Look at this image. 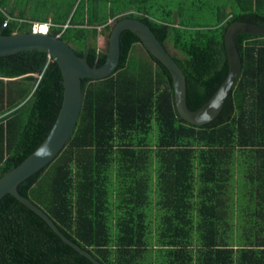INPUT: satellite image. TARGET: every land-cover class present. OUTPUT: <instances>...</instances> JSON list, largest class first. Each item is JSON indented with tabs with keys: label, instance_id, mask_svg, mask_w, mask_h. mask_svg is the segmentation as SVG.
Returning a JSON list of instances; mask_svg holds the SVG:
<instances>
[{
	"label": "trees",
	"instance_id": "obj_1",
	"mask_svg": "<svg viewBox=\"0 0 264 264\" xmlns=\"http://www.w3.org/2000/svg\"><path fill=\"white\" fill-rule=\"evenodd\" d=\"M96 1L78 0L66 27L49 25L47 34L72 41L74 53L98 67L105 52L95 45L97 27L139 20L164 48L169 42L181 53L168 54L184 76L189 110L202 106L227 73V25H264V0H233L236 10L218 12L214 27L192 30L154 18L149 0L101 21L90 8ZM7 17L0 10V34L31 30ZM135 44L138 38L122 30L114 72L81 78L70 137L17 193L99 264H264V35L234 38L239 74L219 113L200 126L177 115L168 71L146 51L156 68L132 55ZM61 96L60 70L44 51L0 56V176L43 140ZM0 264L93 263L6 193Z\"/></svg>",
	"mask_w": 264,
	"mask_h": 264
},
{
	"label": "water",
	"instance_id": "obj_2",
	"mask_svg": "<svg viewBox=\"0 0 264 264\" xmlns=\"http://www.w3.org/2000/svg\"><path fill=\"white\" fill-rule=\"evenodd\" d=\"M122 30H129L139 40L146 52L161 63L170 75L173 105L177 115L191 125L200 126L210 122L220 111L235 79L240 71V60L234 45V38L242 33L264 35V25L234 21L227 25L223 34V43L227 57V73L208 100L196 110H189L185 104L184 76L157 41L152 32L135 18H121L109 29L104 62L96 67L89 66L84 58L74 51L58 36L31 29L27 32L0 34V56L14 54L24 50H42L54 61L62 78V96L56 117L38 146L19 164L0 176V198L11 194L25 207L40 217L52 231L69 247L79 252L93 264H99L89 253L64 237L48 216L29 200L19 195L16 186L22 180L46 166L64 146L76 124L81 106V78L97 80L111 75L118 63V36Z\"/></svg>",
	"mask_w": 264,
	"mask_h": 264
},
{
	"label": "rangeland",
	"instance_id": "obj_3",
	"mask_svg": "<svg viewBox=\"0 0 264 264\" xmlns=\"http://www.w3.org/2000/svg\"><path fill=\"white\" fill-rule=\"evenodd\" d=\"M69 1L70 0H14L15 5L17 6L16 8L20 10V15L24 17H35V15L45 13H59L66 9ZM176 2V0H149L147 3L144 1V5H148V3L151 4V15L154 18L171 20V11L177 10ZM139 4V0H98L90 5V8H93L92 11L96 12L97 17L102 21L108 17L110 12L122 9H130L133 11ZM24 5L25 8H23ZM235 10L236 8L233 6L232 0H186L184 4H180L177 22H181V24L189 30L201 28L207 29L209 27H214L217 24V11L220 13H228ZM36 27L37 25L34 29H36ZM31 29L33 28L31 27ZM103 30V37L98 48L105 52L109 30ZM15 32L18 31L16 30ZM71 33V31H68L66 35L70 36ZM66 44L71 49L75 48L74 43L68 39H66ZM165 49L171 55L178 57L182 56L181 53L174 49L169 42L165 43ZM131 53L149 63L153 68H156V65L151 62L141 44H135ZM152 224H150V226H152Z\"/></svg>",
	"mask_w": 264,
	"mask_h": 264
},
{
	"label": "crops",
	"instance_id": "obj_4",
	"mask_svg": "<svg viewBox=\"0 0 264 264\" xmlns=\"http://www.w3.org/2000/svg\"><path fill=\"white\" fill-rule=\"evenodd\" d=\"M176 1H177L176 2L177 3V10L171 11L173 22L178 21L177 17H179L180 4L181 3L184 4V2L186 0H176ZM77 2H78V0H70L67 3L66 9L59 12V13H56V14L45 13V14L35 15V17H24V16L20 15V10L16 8L17 6L15 5L14 0H0V3H1L0 10L2 12H5L8 14V17H7L8 19H13V20L17 21V23H29V24H31V27L38 25V24H45V23H49L50 25H53V26H59V25L63 26V25H66L68 23V20L71 17ZM232 2H233V0H232ZM23 8H25V5L23 6ZM217 13H218V11H217ZM219 15L221 17L223 16L222 13H220ZM63 18H64V21H62ZM110 22H111V18H108L107 24H109ZM58 23H60V24H58ZM97 29H98V33L96 34V37L94 40H95V45H96L97 49L99 50L98 47H99L100 42H101L102 37H103L102 31H104V30L100 27H97ZM99 51H101V50H99ZM101 52H103V51H101Z\"/></svg>",
	"mask_w": 264,
	"mask_h": 264
},
{
	"label": "built area",
	"instance_id": "obj_5",
	"mask_svg": "<svg viewBox=\"0 0 264 264\" xmlns=\"http://www.w3.org/2000/svg\"><path fill=\"white\" fill-rule=\"evenodd\" d=\"M6 22H7V20H4L3 23L1 24V26L4 27L5 24H6ZM43 25H45L46 30H47L50 24H49V23H45V24H43ZM35 26H36V25H35ZM35 26H33L32 28H34ZM64 27H66V25H63V26H62V28H64Z\"/></svg>",
	"mask_w": 264,
	"mask_h": 264
},
{
	"label": "bare ground",
	"instance_id": "obj_6",
	"mask_svg": "<svg viewBox=\"0 0 264 264\" xmlns=\"http://www.w3.org/2000/svg\"><path fill=\"white\" fill-rule=\"evenodd\" d=\"M36 30H39L40 32H44L46 30V27L43 24H38Z\"/></svg>",
	"mask_w": 264,
	"mask_h": 264
}]
</instances>
